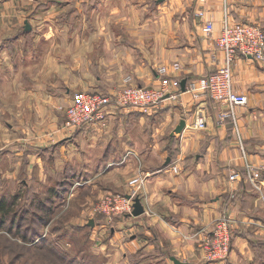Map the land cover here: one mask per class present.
<instances>
[{"label":"crops","instance_id":"crops-1","mask_svg":"<svg viewBox=\"0 0 264 264\" xmlns=\"http://www.w3.org/2000/svg\"><path fill=\"white\" fill-rule=\"evenodd\" d=\"M201 6L215 33L224 14L264 28V0H0V113L25 115L27 172L48 186L46 205L91 210L101 194L132 192L130 180L144 178L145 213L124 217L102 243L112 264H264V183L249 176L241 148L249 163H264L263 63H233L234 89L248 96L235 123L221 119L227 104L182 87L152 114L116 109L72 132L59 112L76 86L113 92L131 76L153 87L165 66L187 87L215 72L224 54L202 30ZM200 112L205 129L193 126ZM223 215L233 221L232 250L208 261L202 243Z\"/></svg>","mask_w":264,"mask_h":264},{"label":"rangeland","instance_id":"rangeland-1","mask_svg":"<svg viewBox=\"0 0 264 264\" xmlns=\"http://www.w3.org/2000/svg\"><path fill=\"white\" fill-rule=\"evenodd\" d=\"M123 88L124 82L114 91ZM77 92L78 86L68 105ZM66 108H59L64 124ZM24 117L19 114L17 121L15 115L0 113V264H112L107 255L111 249L102 243L106 244L124 217L134 216L136 199L142 203L141 198L135 195L137 192H107L97 197L87 211L79 206L58 209L57 201L47 206L48 197L45 199L42 191L47 187L49 192L48 186H34L42 184V180L27 172L28 147L23 143L27 130L20 129L26 121ZM67 183L63 185L66 190L70 186ZM109 195L129 199L122 205L125 213L118 209L112 217L97 207ZM93 220L95 227L91 225Z\"/></svg>","mask_w":264,"mask_h":264},{"label":"built area","instance_id":"built-area-1","mask_svg":"<svg viewBox=\"0 0 264 264\" xmlns=\"http://www.w3.org/2000/svg\"><path fill=\"white\" fill-rule=\"evenodd\" d=\"M205 3L206 0H200ZM231 0H222L223 6L228 7ZM202 30L209 36L217 35L216 43L224 54V63L215 72L192 80L185 90L205 94L212 99L227 104L228 109L221 113V119L231 118L232 123L236 121V108L248 103V96L238 93L234 89L233 63L238 57H249L264 64V28L256 23L231 22L227 14L221 21V28L215 33L216 26L213 20L208 18V13L204 7L196 11ZM180 64L176 63L172 67L173 71L180 70ZM160 84L153 87L137 85L131 76L124 79V88L113 92L83 90L75 93L72 102L67 106L65 115V127L69 131L88 123H105L112 111L116 109H130L143 114H152L159 108L163 101L174 98L180 93L181 79L170 76L171 69L162 66L159 68ZM198 95V94H195ZM207 125L206 116L200 112L195 117L193 126L203 129ZM245 168L252 180L256 177L263 179L264 183V163L254 165L249 163L245 149L241 146ZM144 178H134L130 180L133 187L132 192H139ZM132 193V194H135ZM138 195V194H135ZM129 199L119 196L106 197L97 207L115 216L116 210L121 209L125 213L122 205ZM106 213V214H107ZM122 213V214H123ZM214 228L210 235L203 241V254L208 261H225L230 256L233 239L234 225L230 217L223 215L214 222Z\"/></svg>","mask_w":264,"mask_h":264},{"label":"water","instance_id":"water-1","mask_svg":"<svg viewBox=\"0 0 264 264\" xmlns=\"http://www.w3.org/2000/svg\"><path fill=\"white\" fill-rule=\"evenodd\" d=\"M26 28H27V29H31L30 25H28V24H27ZM181 87H182V90H185V89H186V80H183V81L181 82ZM184 126H185V120H182L181 123H180V125L177 127L176 132H177V133H181L182 130H183V128H184ZM143 213H144V207H143V205H142L140 199L137 198V199H136V204H135V209H134V211H133L132 214H133L134 216H138V215H141V214H143ZM92 224H93V221H91V225H92ZM173 261L175 262V264H187V263H185V262H181V261H179V260L176 259V258H173Z\"/></svg>","mask_w":264,"mask_h":264}]
</instances>
